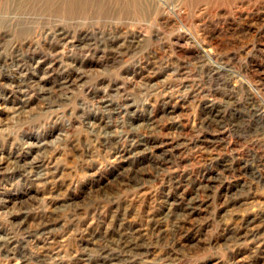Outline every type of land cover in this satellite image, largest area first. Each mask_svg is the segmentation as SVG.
Instances as JSON below:
<instances>
[{"label": "rangeland", "instance_id": "1", "mask_svg": "<svg viewBox=\"0 0 264 264\" xmlns=\"http://www.w3.org/2000/svg\"><path fill=\"white\" fill-rule=\"evenodd\" d=\"M0 264H264V0H0Z\"/></svg>", "mask_w": 264, "mask_h": 264}, {"label": "bare ground", "instance_id": "2", "mask_svg": "<svg viewBox=\"0 0 264 264\" xmlns=\"http://www.w3.org/2000/svg\"><path fill=\"white\" fill-rule=\"evenodd\" d=\"M196 42H197V40H196ZM198 43V42H197ZM207 56V55H206ZM11 236V235H10ZM11 248V247H10Z\"/></svg>", "mask_w": 264, "mask_h": 264}]
</instances>
